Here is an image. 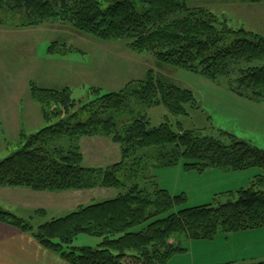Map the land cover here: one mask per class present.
I'll return each mask as SVG.
<instances>
[{"label":"trees","instance_id":"trees-1","mask_svg":"<svg viewBox=\"0 0 264 264\" xmlns=\"http://www.w3.org/2000/svg\"><path fill=\"white\" fill-rule=\"evenodd\" d=\"M196 0H1L8 9L35 27L58 21L104 41H124L130 50L148 54L159 66L169 65L264 104V35L235 31L211 10L191 7ZM260 4L264 0H207ZM76 100L70 88L44 90L35 85L31 96L42 107L46 126L25 135L20 148L0 161V188L62 193L96 188L120 191L113 199L82 206L34 228L0 207V222L31 234L46 250L68 264H168L183 248L169 241L184 233L191 241L264 228V149L224 132L227 142L199 131L185 130L171 116L186 117L195 108L192 90L165 76L150 73L147 80L120 92ZM131 99L151 107L164 106L166 122L153 126L146 114L118 121ZM87 114L88 118L83 119ZM106 137L120 148V161L101 167L84 166L79 141ZM168 168L184 161L186 170L221 169L242 172L257 168L249 187L218 194L212 203L180 208L184 194L173 196L152 182L137 181L148 161ZM148 177L147 179H150ZM43 209L34 217H46ZM102 239L97 248L74 246L79 235ZM227 264H264L229 262Z\"/></svg>","mask_w":264,"mask_h":264},{"label":"rangeland","instance_id":"rangeland-1","mask_svg":"<svg viewBox=\"0 0 264 264\" xmlns=\"http://www.w3.org/2000/svg\"><path fill=\"white\" fill-rule=\"evenodd\" d=\"M5 3L0 5V161L20 148L23 136L35 134L45 127L43 109L31 96L32 85L44 90L70 88L74 99L85 100L94 95L93 88L100 89L101 94L120 92L128 84L135 86L146 81L150 73L156 77L165 76L176 85L192 90L195 95L197 106L189 111L190 115L171 116V123L176 125L180 122L185 130L199 131L203 136L225 142L228 139L224 132L230 133L264 149V111L255 109L250 103L264 104L230 92L227 78H221L215 84L186 70L169 65L161 67L153 56L130 50L124 41L96 39L74 30L66 23L46 21L35 27H27L22 22L25 21L23 12L15 13ZM190 6L211 10L232 30L264 35V3L196 0L191 1ZM48 83L49 87L45 86ZM207 87L217 88L224 93L208 92ZM112 114L116 120L123 122L146 114L153 126L165 123L168 116L164 106L149 108L135 99L128 102L123 113L112 111ZM87 118L85 114L83 119ZM250 118H253L252 121ZM253 126L261 130L254 131ZM93 138L95 136L84 137L79 141L84 153V166L105 167L119 162L121 152L117 144L109 138L104 141ZM158 163L156 159L148 161L142 168L147 169L137 182L148 187L154 182L173 196L184 194L186 200L180 206L183 209L212 203L215 198L223 203L225 198L220 199L222 196L218 194L249 187L253 177L261 172L257 168L242 172L221 169L200 172L186 170L184 161L168 168L152 167ZM104 192L99 193L98 198L88 193L93 195L88 197L92 200L86 205L113 199L120 191L106 189ZM57 201L51 202L52 208L46 219L33 222L35 229L40 223L69 214L55 208ZM0 205L4 209H11L9 204L2 201ZM101 242V238L82 234L77 237L74 246L97 248ZM169 243L178 244L183 250L174 255L168 264L264 261V228L228 237L219 233L213 240L197 241H191L180 233Z\"/></svg>","mask_w":264,"mask_h":264},{"label":"crops","instance_id":"crops-1","mask_svg":"<svg viewBox=\"0 0 264 264\" xmlns=\"http://www.w3.org/2000/svg\"><path fill=\"white\" fill-rule=\"evenodd\" d=\"M45 86L49 87V83L45 84ZM63 88L65 87H61V88L57 87L55 89H63ZM206 89L208 90V92H212V93L213 92L224 93V91L221 90L218 91L217 88L209 89L207 87ZM250 104L255 109H260L261 111H264V106L258 104H252V103ZM252 119L253 118H250L249 120L252 121ZM42 121L44 123V126H46L44 117ZM252 129L254 131L261 130L259 127L256 126H253ZM96 139H101L104 141L107 138L106 139H102L100 137L93 138V140L95 141ZM106 166L109 165H105V167ZM104 191H106V189L96 188L88 191L50 193V192H35L29 189L0 188V201L4 202L5 204H9V206H11V209H4L1 205L0 207L20 219L31 221L33 224V222L35 221L44 220L48 217V211L50 208H52L51 202H53L54 200H58L57 201L58 204L55 207L57 210L61 212L71 213L73 211L78 210L82 206H87L86 204H88L90 200H92V199H88L90 195L95 194L97 195L98 198L100 197L99 193H105ZM88 193H93V194H88ZM39 209L45 210L47 212V216L43 218L36 217L35 219L31 220V218L34 217L35 211ZM27 216H29L28 219H26ZM226 236L228 237V235ZM0 264H68V263L64 261L62 258H60V256L44 249L33 238L31 234L24 233L17 228H14L8 224L0 222Z\"/></svg>","mask_w":264,"mask_h":264}]
</instances>
